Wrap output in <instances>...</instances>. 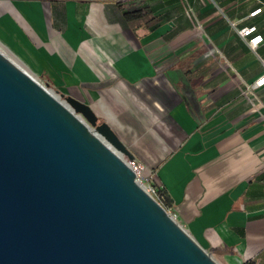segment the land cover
<instances>
[{
  "label": "crops",
  "instance_id": "0c3cea01",
  "mask_svg": "<svg viewBox=\"0 0 264 264\" xmlns=\"http://www.w3.org/2000/svg\"><path fill=\"white\" fill-rule=\"evenodd\" d=\"M253 25L264 36V0H0V49L73 87L222 264H264V85L242 92L264 42L238 32Z\"/></svg>",
  "mask_w": 264,
  "mask_h": 264
},
{
  "label": "water",
  "instance_id": "95a60500",
  "mask_svg": "<svg viewBox=\"0 0 264 264\" xmlns=\"http://www.w3.org/2000/svg\"><path fill=\"white\" fill-rule=\"evenodd\" d=\"M0 49V264H222L91 106Z\"/></svg>",
  "mask_w": 264,
  "mask_h": 264
},
{
  "label": "built area",
  "instance_id": "2783aa9c",
  "mask_svg": "<svg viewBox=\"0 0 264 264\" xmlns=\"http://www.w3.org/2000/svg\"><path fill=\"white\" fill-rule=\"evenodd\" d=\"M262 10V7L254 10L251 14L255 15L259 11ZM191 8H189V14H192ZM238 32L241 36H243L249 45V47L253 51H257L258 46L264 42V36L263 34L259 33L257 30V26H247L241 29H238ZM264 64V60H263ZM264 85V72L263 74L257 78L254 82H246L244 81V85L242 87V92L247 94L250 91H253L257 87H261ZM128 164L135 170L136 172V178L139 182L142 184H145L147 189L160 201V197L158 195V189L156 186L150 182V178L146 177L144 173L145 166L136 158H127ZM172 214L173 212L169 207H166ZM174 215V214H173Z\"/></svg>",
  "mask_w": 264,
  "mask_h": 264
},
{
  "label": "rangeland",
  "instance_id": "374dc122",
  "mask_svg": "<svg viewBox=\"0 0 264 264\" xmlns=\"http://www.w3.org/2000/svg\"><path fill=\"white\" fill-rule=\"evenodd\" d=\"M2 50V49H1ZM11 58H13L12 56H10ZM14 59V58H13ZM15 60V59H14ZM16 61V60H15ZM20 64V63H19ZM21 66H23L22 64H20ZM24 67V66H23ZM25 69H27L26 67H24ZM28 70V69H27ZM31 74H33L35 76V78L41 82L44 86H46L47 88H49L52 92H54L57 96H59V98L61 100L67 101L66 97L68 95H72V91H73V87L71 89H63L61 86H59L58 84H56L53 81L47 80L44 76H42L41 74H35L34 72H31L30 70H28ZM75 97V96H74ZM197 240L205 247L207 248L216 258L219 256L217 253L214 254L212 248H210L207 243L201 239V238H197ZM218 259V258H217Z\"/></svg>",
  "mask_w": 264,
  "mask_h": 264
},
{
  "label": "trees",
  "instance_id": "16d2710c",
  "mask_svg": "<svg viewBox=\"0 0 264 264\" xmlns=\"http://www.w3.org/2000/svg\"><path fill=\"white\" fill-rule=\"evenodd\" d=\"M158 195L160 197V202L165 206V207H169V202H168V198L167 195L164 194L162 192V190L158 189ZM242 264H257V262L255 260H248Z\"/></svg>",
  "mask_w": 264,
  "mask_h": 264
}]
</instances>
